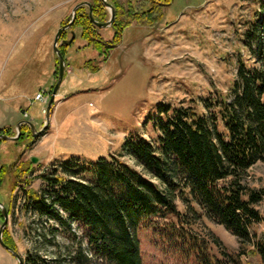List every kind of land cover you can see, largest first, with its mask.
Here are the masks:
<instances>
[{
  "label": "rangeland",
  "instance_id": "rangeland-1",
  "mask_svg": "<svg viewBox=\"0 0 264 264\" xmlns=\"http://www.w3.org/2000/svg\"><path fill=\"white\" fill-rule=\"evenodd\" d=\"M94 1L0 0V130L9 128L8 136H16L23 121L32 122L36 130L45 125L59 74L55 36L78 4L92 6ZM107 1L115 8V20L119 12L127 25L117 47L107 60L101 57L97 70L75 69L73 64L82 67L87 60L100 58L80 39V27L64 31L59 49L64 40L72 41L74 36L77 40L68 52L70 66L65 59L64 80L47 130L34 142L32 136L23 143L6 140L1 145L0 168L37 158L24 176L30 181L27 188L49 198L51 188L44 176H68L67 165L78 163L79 169L113 155L168 191L125 150V143L142 137L158 152V105L194 106L198 112H209L203 105L217 92L229 102L234 100L240 57L247 66L264 64V0H174L167 7L154 0ZM79 9L89 14L88 6ZM104 12L103 22H107L111 13L106 7ZM114 24L106 29L94 24V30L112 40L118 30ZM24 126L30 128L24 123L21 129ZM218 130L228 135L221 121ZM15 181V173H10L0 202L10 209L5 231L24 264H105L81 223L69 219L59 207L56 211L63 223L26 208L23 185L14 187ZM231 182L228 178L220 184ZM240 182L245 198L254 192L262 195L255 206L261 220L249 229L252 241L247 249L194 200L186 202L174 193L184 221L173 216L154 218L141 227L142 264H206L204 256L212 264H263L246 253L264 238V161L253 165ZM3 220L0 217V227ZM0 264H19L1 244Z\"/></svg>",
  "mask_w": 264,
  "mask_h": 264
},
{
  "label": "trees",
  "instance_id": "trees-1",
  "mask_svg": "<svg viewBox=\"0 0 264 264\" xmlns=\"http://www.w3.org/2000/svg\"><path fill=\"white\" fill-rule=\"evenodd\" d=\"M154 2L167 7L174 0ZM92 10L97 21L105 20L102 0H95ZM119 14L117 12L113 26H117V32L112 40H105L94 30L89 14L79 9L72 28H81L80 39L86 41V47L96 51L100 59H89L82 67L78 63L72 67L95 71L103 58L107 60L127 28ZM75 38L64 40L60 47L67 66H70L68 52L74 46ZM262 65L247 66L240 57L234 100L229 102L226 96L217 92L215 98H210L203 105L209 112H198L194 106L173 108L158 105L159 116L155 119V126L160 132L158 152L142 137L125 143V150L167 186L166 192L114 155L79 169L78 163L70 167L67 165L64 173L68 176H44L51 188V198L27 188L30 181L24 176L30 173L32 162L1 164L0 191L7 176L15 173L14 187L23 185L25 207L40 216L63 223L56 211L57 207L61 208L69 219L87 229L89 244L105 264H142L138 238L141 227L154 218L173 216L184 221L174 193L186 202L194 200L210 218L235 235L242 248L247 249L252 241L249 229L261 220L255 206L262 200V195L254 192L245 198V188L240 181L253 165L264 161ZM219 121L224 124L227 136L218 130ZM10 133L9 128L0 130V134ZM32 136L31 128L24 126L17 142L23 143ZM4 141L0 139V155ZM228 178L232 179L229 185L220 184ZM0 217L3 218L1 214ZM3 240L10 248L17 249L7 230ZM255 247L246 254L259 257L264 264V238ZM204 258L206 264H212L208 257Z\"/></svg>",
  "mask_w": 264,
  "mask_h": 264
},
{
  "label": "water",
  "instance_id": "water-1",
  "mask_svg": "<svg viewBox=\"0 0 264 264\" xmlns=\"http://www.w3.org/2000/svg\"><path fill=\"white\" fill-rule=\"evenodd\" d=\"M105 7L110 11L111 13V18L107 21V22H98L97 20H95L94 16H93V10H92V6L90 3L88 2H82L80 4H78L75 9L73 10V14L72 17L69 21V23L63 27H61L54 39V52L56 53V55L59 58V74H58V80L57 83L53 89L52 95L50 97V100L48 102V106L46 109V122L45 125L43 126V128L41 130H36L34 124L30 121H23L20 124H18V133L16 136H8V135H4V134H0V139L3 140H7V141H17L20 138V135L22 134V129H21V125H23L24 123H27L31 130H32V134H33V142L35 140H37V138L41 135H43V133L47 130L48 126H49V121H50V114H51V109L52 106L55 102V98L57 96V93L61 87V84L64 80V75H65V68H66V62H65V58L62 54V52L59 49V41L61 38V35L64 31H66L67 29L71 28L72 25L74 24L76 18H77V10L83 6H88L90 8L89 11V17L91 19V21L98 27V28H103L106 29L110 26H112V24L115 21V17H116V12H115V8L107 1V0H102ZM32 162L36 163L37 162V158H32ZM0 211L2 212V215L4 217L3 220V224L0 227V244L1 246L7 250L10 254H12L17 260L19 264H24L23 258L22 256L15 251L14 249L10 248L3 240V234L5 229L8 226V222H9V213H8V209L5 207V205L0 202Z\"/></svg>",
  "mask_w": 264,
  "mask_h": 264
}]
</instances>
